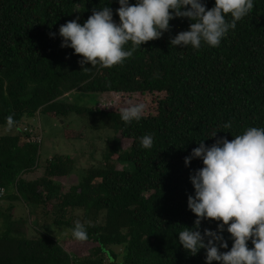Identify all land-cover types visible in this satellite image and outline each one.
<instances>
[{
	"label": "trees",
	"instance_id": "obj_1",
	"mask_svg": "<svg viewBox=\"0 0 264 264\" xmlns=\"http://www.w3.org/2000/svg\"><path fill=\"white\" fill-rule=\"evenodd\" d=\"M204 3L206 10L214 6V0ZM104 6L118 23L116 0H0V125L9 115L17 128L40 113L54 119L75 114L86 125L66 131L67 139L84 140L88 129L113 132L102 164L68 188L63 181L74 170L72 157L51 158L41 177L28 180L39 168L34 133L0 136V192L31 207L39 229L27 237L26 221H14L9 206L0 228V264H204L205 250L191 256L178 243L179 232L195 220L187 209L189 175L202 167L199 160L185 167L184 159L201 141L211 146L264 127V0H254L219 47H172L170 40L190 24L176 18L122 65H85L84 71L81 57L60 47L58 30L77 17L82 25ZM73 92L117 94L122 104L90 108L63 100ZM129 100L143 103L145 111L140 121L125 124L120 113ZM229 122L232 127L224 128ZM146 134L153 137L148 150L140 144ZM77 222L87 230L84 242L72 236ZM216 224L202 222L201 231H214ZM47 226L67 228L71 236L59 242L40 231ZM223 235L228 248L221 251H228L232 241Z\"/></svg>",
	"mask_w": 264,
	"mask_h": 264
},
{
	"label": "clouds",
	"instance_id": "obj_2",
	"mask_svg": "<svg viewBox=\"0 0 264 264\" xmlns=\"http://www.w3.org/2000/svg\"><path fill=\"white\" fill-rule=\"evenodd\" d=\"M116 2L118 23L113 19V10L104 6L94 9L82 25L77 17L58 30L60 47L72 49L73 55L81 57L79 64L84 71L89 70L85 65L104 69L122 65L142 44L160 39L169 31V22L176 18L187 19L190 24L187 31L170 40L172 47L190 46L193 50L202 45L219 47L222 39L254 7V0H214L209 10L204 0ZM55 35L51 33L50 37ZM129 44L131 47L126 48ZM144 111L143 103L129 100V105L121 110V120L125 124L138 122ZM15 123L13 115L6 117L9 130ZM223 127L231 128L232 124ZM140 144L146 150L151 149L153 137L144 135ZM197 144L184 159L185 167L193 160L202 163L189 175L193 194L187 197V209L195 220L192 228L184 227L179 232L178 243L191 256L205 250L204 264H264V127H248L231 141L221 137L211 146L203 141ZM206 221L217 222L216 230L201 231L200 226ZM71 231L77 241L88 239L85 226L79 222ZM225 232L232 246L221 251L228 248Z\"/></svg>",
	"mask_w": 264,
	"mask_h": 264
},
{
	"label": "rangeland",
	"instance_id": "obj_3",
	"mask_svg": "<svg viewBox=\"0 0 264 264\" xmlns=\"http://www.w3.org/2000/svg\"><path fill=\"white\" fill-rule=\"evenodd\" d=\"M66 102L77 106L95 108L99 106H120L122 104L121 95L117 94H80L73 92L66 95ZM86 125V121L72 114L65 119H54L44 114H38L33 119H24L17 128L9 130L7 126L0 125V136L16 134L26 129L34 133L30 141L39 143L38 169L28 174L25 178L34 180L42 176L45 163L56 156H70L75 161L74 170L63 181L64 187L68 188L78 184L85 174L86 169L97 167L102 164V156L105 151L106 140L113 132L109 130L91 131L87 130L86 137L82 139H67L66 131H79ZM36 132V134H35ZM40 140V142H39ZM121 169V166L117 167ZM13 191H10V195ZM2 197L0 201V228L4 220L3 215L9 213V206L13 205L12 218L14 221L25 220L27 227V237H36L39 230L35 224V214L31 207L22 200L9 201L7 197ZM32 214V216H29ZM34 215V216H33ZM42 233L62 242L71 236L70 230L63 227L47 226L40 230Z\"/></svg>",
	"mask_w": 264,
	"mask_h": 264
},
{
	"label": "built area",
	"instance_id": "obj_4",
	"mask_svg": "<svg viewBox=\"0 0 264 264\" xmlns=\"http://www.w3.org/2000/svg\"><path fill=\"white\" fill-rule=\"evenodd\" d=\"M39 142H40V140H39ZM4 195H5V191L2 190V191L0 192V198H2Z\"/></svg>",
	"mask_w": 264,
	"mask_h": 264
}]
</instances>
